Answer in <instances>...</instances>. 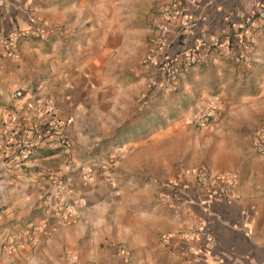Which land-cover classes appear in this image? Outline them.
Segmentation results:
<instances>
[{
  "label": "crops",
  "instance_id": "0c3cea01",
  "mask_svg": "<svg viewBox=\"0 0 264 264\" xmlns=\"http://www.w3.org/2000/svg\"><path fill=\"white\" fill-rule=\"evenodd\" d=\"M170 1L0 0V105L48 101L67 137L21 168L0 144V264H264V156L252 146L264 127V27L252 31L248 65L222 53L244 40L264 0H181L197 23L183 43L217 48L159 90L147 78L165 77L162 58L142 59L156 8ZM180 21L167 22V56L185 49ZM24 33L4 50L8 36ZM208 105V124L188 122ZM200 171L211 180H198ZM77 197L76 215L62 223L57 203ZM45 219L50 236L5 247Z\"/></svg>",
  "mask_w": 264,
  "mask_h": 264
},
{
  "label": "built area",
  "instance_id": "2783aa9c",
  "mask_svg": "<svg viewBox=\"0 0 264 264\" xmlns=\"http://www.w3.org/2000/svg\"><path fill=\"white\" fill-rule=\"evenodd\" d=\"M156 12L160 21L153 27L149 36L151 45L150 51L143 57L142 62L145 64H157V57L162 60L160 68L165 77L156 81L149 76L148 83L153 89L169 90L174 89L177 85L178 77L181 71L202 64L210 53L217 48V42L203 45L201 49L193 47L191 44H185L184 50L176 56H167L165 51L166 28L167 22L174 18H180L179 29L175 33V38H184L192 33V28L196 25V18L187 16L181 8V0H171L168 4L158 5ZM264 27V8L254 19L249 20L243 31L244 40L239 42L236 50L230 44L224 46L222 53L236 64L248 65L249 58L247 55L248 41L251 38L252 31ZM39 39L44 38V34L39 25H35L32 31ZM24 34H12L3 42V48L9 51ZM183 42V41H182ZM187 45V46H185ZM182 53V54H181ZM23 91L17 89L11 93L14 99H20ZM144 101L143 97H140ZM26 110L31 119L25 121L19 114L20 110ZM215 114L214 107L208 105L205 112L192 116L188 122L198 128H203L208 124ZM0 144L12 155L11 165L13 168H21L31 154L43 147L63 148L67 144L65 132V122L55 113L53 105L44 100H37L32 105L24 106L18 103L13 109H6L0 105ZM252 146L258 154L264 156V127L258 128L253 132ZM83 177L88 175L83 174ZM197 179L202 182L211 180V174L200 171ZM169 190V188H167ZM238 196V195H236ZM55 195L50 193L46 195L45 201L50 204L54 201ZM72 199H61L57 203V213L62 223H67L70 218L76 215V204H82L83 199L80 197ZM51 234V226L45 219L39 223L22 226L11 234V242L5 244L10 250H16L21 246L34 244L40 237H48ZM196 230L184 231L185 236H193ZM68 259L70 257L68 256Z\"/></svg>",
  "mask_w": 264,
  "mask_h": 264
},
{
  "label": "trees",
  "instance_id": "16d2710c",
  "mask_svg": "<svg viewBox=\"0 0 264 264\" xmlns=\"http://www.w3.org/2000/svg\"><path fill=\"white\" fill-rule=\"evenodd\" d=\"M181 39H182V38H179V41H180V43H181V44H183V42H182V40H181Z\"/></svg>",
  "mask_w": 264,
  "mask_h": 264
}]
</instances>
